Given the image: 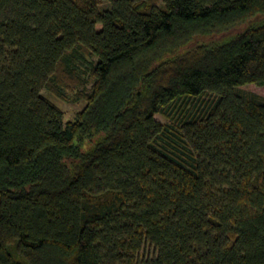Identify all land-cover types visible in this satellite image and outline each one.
I'll return each mask as SVG.
<instances>
[{
    "label": "trees",
    "instance_id": "trees-1",
    "mask_svg": "<svg viewBox=\"0 0 264 264\" xmlns=\"http://www.w3.org/2000/svg\"><path fill=\"white\" fill-rule=\"evenodd\" d=\"M248 84L264 0H0V264H264Z\"/></svg>",
    "mask_w": 264,
    "mask_h": 264
},
{
    "label": "rangeland",
    "instance_id": "rangeland-1",
    "mask_svg": "<svg viewBox=\"0 0 264 264\" xmlns=\"http://www.w3.org/2000/svg\"><path fill=\"white\" fill-rule=\"evenodd\" d=\"M99 28H100V26H98V29ZM242 88L264 96V87L257 86L255 84H248V85L242 86ZM87 89H89V87ZM41 93L45 97L50 99L53 103H55L62 110L64 122L69 120V119H72L76 115V113L83 108L84 103H85L84 100L75 101V100L70 99V98L68 100H62L58 96H56L53 93H51L50 91H48L46 88L42 89ZM155 118L157 120H159L160 122L166 121V119H164L159 114H156Z\"/></svg>",
    "mask_w": 264,
    "mask_h": 264
}]
</instances>
